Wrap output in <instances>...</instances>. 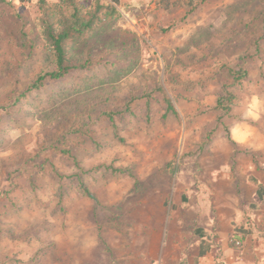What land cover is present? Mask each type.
<instances>
[{"label":"rangeland","instance_id":"374dc122","mask_svg":"<svg viewBox=\"0 0 264 264\" xmlns=\"http://www.w3.org/2000/svg\"><path fill=\"white\" fill-rule=\"evenodd\" d=\"M104 1L117 13L75 52L93 61L89 85L70 90L67 79L28 96L34 107L0 111V192L12 191L0 198V264H226L234 227L246 231L237 263L253 264L264 221L243 210L220 227L216 203L229 191L216 169L234 170V126L264 134V105L247 106L264 102V0ZM40 15L38 0H0V107L54 67ZM130 103L135 114L116 133L100 121ZM65 138L71 157L60 152ZM108 166L121 172L98 169ZM55 172L77 174L94 199ZM196 228L208 235L204 261Z\"/></svg>","mask_w":264,"mask_h":264},{"label":"trees","instance_id":"16d2710c","mask_svg":"<svg viewBox=\"0 0 264 264\" xmlns=\"http://www.w3.org/2000/svg\"><path fill=\"white\" fill-rule=\"evenodd\" d=\"M60 2V3H59ZM116 5L119 3V0H112ZM38 7L40 10V20L39 26L41 28L42 39L48 47L50 53L53 55L54 67L51 71L41 72L38 74L34 82H32L25 93L14 99L12 105L4 108L0 107V111L3 114L12 115L13 113L23 112L26 107H34V100H29L28 96L35 94L34 96H39V92L44 90L48 85H55L58 82L65 81L67 79H72L70 90H75L77 82L81 81L85 85H89L91 82V76L89 71L92 70L93 61L90 59L88 54H83L82 57H79L75 54L78 50V47L85 43L90 35L99 27L100 23L104 19H109L117 13L116 8L113 5H109L104 0H54L48 2L46 0H38ZM122 66V65H121ZM118 69L119 67L116 66ZM247 74L244 71L234 73V82L239 84L241 80L246 78ZM161 94V98L165 104L167 114L172 112L174 116L177 115L172 103L164 95L161 89L157 91ZM151 101V95L146 97V108L149 112V103ZM236 101L235 96H228L224 101L220 100V103L227 105H232ZM42 99L40 98L36 104H41ZM226 108V107H222ZM135 107L131 103L128 104L127 108L120 112L114 113H103L100 117V121H107L112 126L114 132H117L116 121L118 119L122 120L127 116H134ZM149 116V113L147 114ZM81 136L87 138L90 142H94L95 146L99 149L100 145L95 143V140L91 135H87L86 131L80 133ZM68 138L64 139L66 145L64 147L68 148L67 142ZM62 155L71 157V154L68 149L60 151ZM75 168L83 172L79 167L77 160L71 158ZM99 170H106L112 173H120V170H117L112 167H102L98 168ZM56 177L60 182H70L76 181L79 192L89 199H94L92 194L87 188V183L78 175H59L55 172ZM12 191L0 192V198H8ZM263 190H260L258 194V199L261 197ZM243 237L236 239L233 238L230 241V246L232 248H238L241 244ZM205 251L200 252V256H203Z\"/></svg>","mask_w":264,"mask_h":264},{"label":"crops","instance_id":"0c3cea01","mask_svg":"<svg viewBox=\"0 0 264 264\" xmlns=\"http://www.w3.org/2000/svg\"><path fill=\"white\" fill-rule=\"evenodd\" d=\"M262 105H264V102L260 104L257 98H252L251 103L247 104L249 107L256 106L259 109L262 108ZM251 110L249 112L252 114L253 122H255V114L252 113ZM231 139L234 142V170L231 171V174L228 169H224L220 166L216 169V172L220 173L222 176L221 181L223 185L221 188L229 191L223 200L216 203L220 206L217 212L222 215L219 218L221 228H226V226H228L231 216L234 217V222L240 221L243 210L249 215L252 214L253 218L260 217L262 222L264 221V134H260L259 131H256L254 126L243 122L234 126V133ZM212 182V180L207 181L209 187L212 189L218 188V186L215 185L216 183ZM260 190H263V193L258 199ZM218 231L222 233V229ZM193 233L200 239L197 260L200 259L204 261L210 252V248L204 243L208 235L201 228L194 229ZM244 235H246L245 229L242 230L240 227H234V237L236 239ZM175 246L181 249L184 248L185 240L178 241ZM222 247L225 259L224 262L226 264H232L230 257L234 255V264H239L237 263L238 255L243 246L241 249L232 248L228 241L227 243H222ZM201 251H205L203 256H200ZM253 254H255L253 264H261L258 262L263 258L264 253H262L261 250H253ZM197 264L199 263L197 262ZM202 264H206V262L204 261Z\"/></svg>","mask_w":264,"mask_h":264},{"label":"built area","instance_id":"2783aa9c","mask_svg":"<svg viewBox=\"0 0 264 264\" xmlns=\"http://www.w3.org/2000/svg\"><path fill=\"white\" fill-rule=\"evenodd\" d=\"M57 1H61V0H57Z\"/></svg>","mask_w":264,"mask_h":264}]
</instances>
